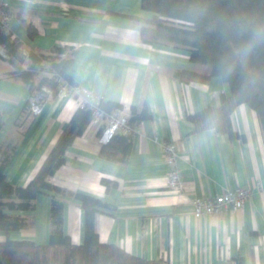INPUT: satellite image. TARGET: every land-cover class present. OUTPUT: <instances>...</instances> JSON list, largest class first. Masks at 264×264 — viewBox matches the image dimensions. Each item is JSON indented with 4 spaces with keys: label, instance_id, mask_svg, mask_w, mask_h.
<instances>
[{
    "label": "crops",
    "instance_id": "1",
    "mask_svg": "<svg viewBox=\"0 0 264 264\" xmlns=\"http://www.w3.org/2000/svg\"><path fill=\"white\" fill-rule=\"evenodd\" d=\"M7 29L19 51H46L55 45L76 49L74 77L82 90L105 101L131 106L146 104L151 118L134 133L131 155L120 164L99 157L100 130L89 124L65 152L64 164L50 181L70 192H82L114 206L95 215V230L103 243L133 255L167 259L171 264H264V127L254 110L240 104L231 113L239 134L204 130L191 133L186 114L219 103L230 94L220 77L207 83L179 82L180 70L208 72L189 60L188 52L169 45L141 41L132 17H149L141 0H7ZM28 27L33 36L28 35ZM25 58L18 66L25 69ZM16 66L0 58V139L14 147L5 171L14 185H26L35 175L63 126L78 106L77 95L48 99L41 112L20 125L29 87L6 73ZM172 142L184 190L166 188L167 168L161 143ZM114 186L106 188L101 180ZM250 194L241 209L194 217L192 197H214L227 188ZM64 202L63 230L74 242L83 238V211L71 196ZM34 224L14 237L46 243L49 197L35 201Z\"/></svg>",
    "mask_w": 264,
    "mask_h": 264
},
{
    "label": "trees",
    "instance_id": "2",
    "mask_svg": "<svg viewBox=\"0 0 264 264\" xmlns=\"http://www.w3.org/2000/svg\"><path fill=\"white\" fill-rule=\"evenodd\" d=\"M141 8L149 17H132L140 27L141 41L146 44L169 45L188 52L189 60L208 66V72L180 70L173 75L179 82L207 83L217 76L226 82L230 94L219 93V103L208 105L186 119L193 124L191 133L212 129L216 133L236 138L239 134L231 124V113L240 104L255 111L264 127V0H141ZM28 35L33 31L28 27ZM0 58L16 66L6 73L37 93L41 103L57 96L60 84L78 87L73 73L76 49L70 45H55L46 51H19L18 41L0 25ZM28 60L25 69L18 66ZM106 112L122 109L112 100L100 101ZM28 101L19 118L27 119ZM92 111L77 106L63 126L53 146L32 179L24 186L12 184L6 175V165L14 147L0 139V264H171L167 259H148L128 253L122 248L99 240L95 230V215L114 206L92 195L70 192L53 184L50 177L64 164L65 152L75 138L90 124ZM131 127L151 118L145 103L129 110ZM3 121L0 114V133ZM134 132H117L102 144L100 158L125 164L133 146ZM106 188L115 182L103 178ZM49 197V235L46 243L14 237L35 222V201L39 195ZM71 196L83 211V238L77 243L63 230L64 202L60 196ZM237 264H245L241 257Z\"/></svg>",
    "mask_w": 264,
    "mask_h": 264
},
{
    "label": "built area",
    "instance_id": "3",
    "mask_svg": "<svg viewBox=\"0 0 264 264\" xmlns=\"http://www.w3.org/2000/svg\"><path fill=\"white\" fill-rule=\"evenodd\" d=\"M7 0H0V25L7 28L10 12L7 9ZM0 53L4 54L3 47H0ZM77 95L78 106H88L92 111L90 124L100 130L99 142L104 144L108 142L117 132L129 133L136 132L138 126L129 125V111L125 108L114 109L106 112L100 107V101L103 99L91 91L82 90L78 87H70L67 84H60L57 96ZM44 103H41L39 94L34 93L28 98V118L38 115ZM163 160L167 168L166 188L174 193H181L184 190V179L178 163L177 147L172 142L161 143ZM250 189L243 187L227 188L214 197H192L190 199L192 213L194 217L200 218L207 215L221 214L227 209H241L248 196Z\"/></svg>",
    "mask_w": 264,
    "mask_h": 264
},
{
    "label": "rangeland",
    "instance_id": "4",
    "mask_svg": "<svg viewBox=\"0 0 264 264\" xmlns=\"http://www.w3.org/2000/svg\"><path fill=\"white\" fill-rule=\"evenodd\" d=\"M205 69H206V71H208L209 70L208 66H206Z\"/></svg>",
    "mask_w": 264,
    "mask_h": 264
}]
</instances>
